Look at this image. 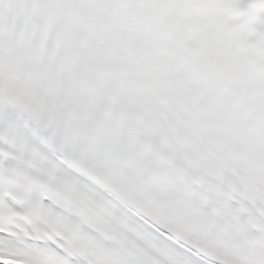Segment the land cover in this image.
<instances>
[{"label":"snow or ice","instance_id":"6c2138e0","mask_svg":"<svg viewBox=\"0 0 264 264\" xmlns=\"http://www.w3.org/2000/svg\"><path fill=\"white\" fill-rule=\"evenodd\" d=\"M0 264H264V0H0Z\"/></svg>","mask_w":264,"mask_h":264}]
</instances>
